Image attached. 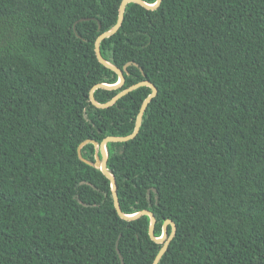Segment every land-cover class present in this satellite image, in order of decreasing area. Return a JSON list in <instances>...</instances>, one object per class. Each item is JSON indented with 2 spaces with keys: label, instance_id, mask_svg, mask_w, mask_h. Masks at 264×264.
<instances>
[{
  "label": "trees",
  "instance_id": "16d2710c",
  "mask_svg": "<svg viewBox=\"0 0 264 264\" xmlns=\"http://www.w3.org/2000/svg\"><path fill=\"white\" fill-rule=\"evenodd\" d=\"M122 1L0 0V264H153L163 246L96 166L153 92L90 100L120 80L95 46ZM100 49L125 81L99 103L158 89L106 150L122 212L153 213L158 238L176 225L159 264H264V0L131 2Z\"/></svg>",
  "mask_w": 264,
  "mask_h": 264
},
{
  "label": "water",
  "instance_id": "95a60500",
  "mask_svg": "<svg viewBox=\"0 0 264 264\" xmlns=\"http://www.w3.org/2000/svg\"><path fill=\"white\" fill-rule=\"evenodd\" d=\"M131 2H135L137 4H140L141 6L147 8V9H156L157 7H159V5L161 4L162 0H157V2L154 5L148 4L146 2H144L143 0H123L122 4L120 6V10H119V18L117 21V24L115 25V27L113 29H111L110 31L103 33L102 35H100L96 41V55L98 57V60L100 61V63H102L104 66L114 70L118 75H119V82L116 85H108V84H98L96 85L90 92V100L93 103V105L97 108L100 109H104V108H108L111 107L113 105H115V103L122 97L126 96L127 94H129L131 91L142 87V86H148L150 87L153 92L151 93V95H149V97L143 102L138 117H137V121H136V127H135V131L132 135L130 136H126V137H107L106 139H104V141L101 143L100 145V151H101V155H102V159H100L98 156L96 158V166L100 168V170L103 172L104 175H106V177L108 179L111 180V186H112V192H113V198H114V203H115V208L117 213L119 214V216L126 220V221H133L136 220L138 218H140L141 216L147 215L151 218V222H150V229H149V234L150 237L153 241H155L156 243L159 244H163L162 248L160 249L159 253L157 254L153 264H159L160 260L162 259V257L166 254V252L169 249L170 243L172 242V240L174 239L175 235H176V225L172 220H167L163 226V235L158 238L155 236V226H156V218L154 216L153 213H151L150 211H141L137 214L134 215H126L122 212L121 207H120V202H119V197H118V192H117V183H116V178L114 177L113 174H111L108 171V160H109V156H108V152L106 150V145L108 143H124V142H128L132 139H134L140 132L141 129V125H142V120H143V116L144 113L146 111V109L148 108V105L150 104V102L157 96L158 94V89L150 82H141L138 83L132 87H130L129 89L119 93L117 96H115L110 102L106 103V104H101L99 103L94 95V92L99 89V88H103V89H116L118 87H121L125 81V77H124V73L121 69L117 68L116 66L110 64L109 62H107L104 57L102 56L101 53V49H100V45L101 42L111 36H113L114 34H116L120 27L122 26L123 20H124V15H125V9L127 4L131 3ZM127 67L128 65L125 67V70L127 71ZM88 142H92L96 147H98V143L96 141H85L84 143H82L79 148H78V155L79 157L83 159L82 156V146ZM169 226L172 227V233L170 236H168V228ZM123 260V259H122Z\"/></svg>",
  "mask_w": 264,
  "mask_h": 264
}]
</instances>
